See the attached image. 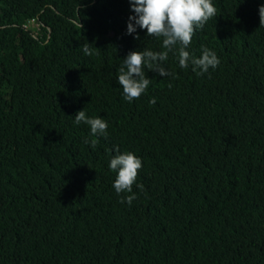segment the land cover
<instances>
[{"label": "trees", "instance_id": "16d2710c", "mask_svg": "<svg viewBox=\"0 0 264 264\" xmlns=\"http://www.w3.org/2000/svg\"><path fill=\"white\" fill-rule=\"evenodd\" d=\"M212 3L187 51L218 67L174 49L128 102L122 60L165 50L127 34L129 0H0V264H264V0ZM83 109L108 124L94 149ZM117 147L142 160L132 193Z\"/></svg>", "mask_w": 264, "mask_h": 264}, {"label": "clouds", "instance_id": "9594fccd", "mask_svg": "<svg viewBox=\"0 0 264 264\" xmlns=\"http://www.w3.org/2000/svg\"><path fill=\"white\" fill-rule=\"evenodd\" d=\"M129 3L135 15L129 17L127 34L135 33L137 28L146 30L148 37L163 38L162 47L165 50L154 52L145 48L143 51H131L122 60L123 63L118 69V83L122 87L126 101L132 102L139 99L152 82L145 74V66L161 77H167L170 74L163 66V62L168 59L169 53L174 49L178 54L180 67L187 68L191 63L192 70L197 75H203L210 68L218 67L219 58L207 47L201 46L202 54L199 58L187 51L196 31L202 30L209 19L217 13L212 0H129ZM259 17L260 26H264V6L259 8ZM78 27H83L80 22ZM134 38L139 39V36ZM177 45H179L178 48ZM82 47L85 55L93 54L90 44H84ZM95 50L98 53L100 49L95 48ZM150 103L155 104V99L153 98ZM74 120L77 125L83 122L90 127L93 138L84 142L90 143L93 149L99 143L96 137L107 135V122L103 118L88 117L85 109L78 111L74 115ZM115 152L116 155L110 159L109 163L110 169L117 173L113 188L117 194L132 193L133 185L136 184L142 168V160L132 152L121 153L118 147ZM137 187L143 190V185H137ZM134 199H136L135 195H128L122 198L120 203L127 202L131 205Z\"/></svg>", "mask_w": 264, "mask_h": 264}]
</instances>
